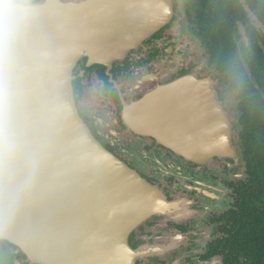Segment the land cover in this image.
Instances as JSON below:
<instances>
[{
	"label": "water",
	"instance_id": "obj_1",
	"mask_svg": "<svg viewBox=\"0 0 264 264\" xmlns=\"http://www.w3.org/2000/svg\"><path fill=\"white\" fill-rule=\"evenodd\" d=\"M42 2L47 9L35 45L37 54L47 56L32 99L39 163L30 194L11 223L0 225V240L15 246L32 264H136L140 256L131 249L129 235L147 213L168 212L173 204L162 189L97 139L75 88L86 85L91 68H104L112 83V68L122 67L114 90L131 130L158 141L170 138V146L188 152L197 146L209 151L207 138L219 129L222 151L234 155L237 117L222 107L229 102L220 99L218 78L208 71L193 70L152 87L173 90L172 95L143 92L155 71L132 65V57L145 52L154 36L160 33V41L166 33L172 37L167 44L173 47L171 42H176L184 51L195 45L189 58L202 53L200 40H189L192 32L180 15L179 0ZM179 35L183 42L177 41ZM126 65L136 72L130 80ZM127 81L136 94L141 91L136 100L129 99Z\"/></svg>",
	"mask_w": 264,
	"mask_h": 264
},
{
	"label": "flooded vegetation",
	"instance_id": "obj_2",
	"mask_svg": "<svg viewBox=\"0 0 264 264\" xmlns=\"http://www.w3.org/2000/svg\"><path fill=\"white\" fill-rule=\"evenodd\" d=\"M244 1L179 0L183 8L180 15L187 18L192 32L190 42H201L200 56L189 58L195 45H188L185 51L176 42H171V47L167 42L172 37L164 33L159 41V33L150 39L145 52L132 57V65L155 71L143 90L145 94L172 95L173 90L152 87L160 88L162 81L193 70L217 77L218 95L229 102L222 107L233 110L237 117L234 155L222 151L219 129H213L207 138L212 146L207 152L198 146L188 152L170 146V138L158 141L131 130L114 90V78L121 77L122 67L112 68V83L104 68H91L86 85L75 88L97 139L162 189L169 205L173 204L168 211L172 214L147 213L143 224L129 235L131 249L145 257H137L136 264H264V0ZM226 16L229 20L221 30L231 32L247 72L242 74L245 86L238 95L225 92L224 63L215 60L205 36L212 21ZM233 17L238 18L232 21ZM179 39L184 40L181 35ZM162 50L168 51V57L161 55ZM125 68L130 80L135 69L131 65ZM127 85L130 100L141 96L128 81ZM256 91L258 103L247 105L246 99ZM0 264L32 263L15 246L0 240Z\"/></svg>",
	"mask_w": 264,
	"mask_h": 264
},
{
	"label": "clouds",
	"instance_id": "obj_3",
	"mask_svg": "<svg viewBox=\"0 0 264 264\" xmlns=\"http://www.w3.org/2000/svg\"><path fill=\"white\" fill-rule=\"evenodd\" d=\"M47 5L42 0H0V225L11 223L30 194L39 163L38 119L32 107L43 59L36 33ZM243 75L225 67V88L238 95Z\"/></svg>",
	"mask_w": 264,
	"mask_h": 264
},
{
	"label": "trees",
	"instance_id": "obj_4",
	"mask_svg": "<svg viewBox=\"0 0 264 264\" xmlns=\"http://www.w3.org/2000/svg\"><path fill=\"white\" fill-rule=\"evenodd\" d=\"M235 18H238V17H233L232 21H234ZM216 20L211 22L210 24L211 29L208 31L207 34H205L207 38L206 41L210 42V45H209L210 48L209 47L208 48L214 55L216 61L221 60L224 63V68L228 64H232L241 74H244L245 69H243L244 66L240 62L241 61L240 48L238 47L237 44H235V42L232 41V34L230 31L221 30L222 25L227 23V21L229 20V17L226 16L221 21H217V22ZM245 74H247V72ZM257 94L258 93L256 91L252 95L248 96V98L246 99L247 105L252 106L258 103L259 97L256 96Z\"/></svg>",
	"mask_w": 264,
	"mask_h": 264
},
{
	"label": "rangeland",
	"instance_id": "obj_5",
	"mask_svg": "<svg viewBox=\"0 0 264 264\" xmlns=\"http://www.w3.org/2000/svg\"><path fill=\"white\" fill-rule=\"evenodd\" d=\"M233 111V110H232Z\"/></svg>",
	"mask_w": 264,
	"mask_h": 264
}]
</instances>
